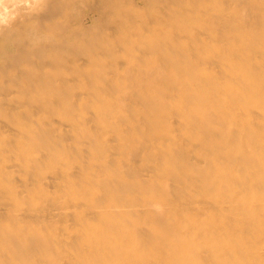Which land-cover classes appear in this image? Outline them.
Returning <instances> with one entry per match:
<instances>
[{
	"label": "rangeland",
	"instance_id": "obj_1",
	"mask_svg": "<svg viewBox=\"0 0 264 264\" xmlns=\"http://www.w3.org/2000/svg\"><path fill=\"white\" fill-rule=\"evenodd\" d=\"M0 16V264H264V0Z\"/></svg>",
	"mask_w": 264,
	"mask_h": 264
},
{
	"label": "clouds",
	"instance_id": "obj_2",
	"mask_svg": "<svg viewBox=\"0 0 264 264\" xmlns=\"http://www.w3.org/2000/svg\"><path fill=\"white\" fill-rule=\"evenodd\" d=\"M8 21V18L5 16H0V24H6Z\"/></svg>",
	"mask_w": 264,
	"mask_h": 264
}]
</instances>
